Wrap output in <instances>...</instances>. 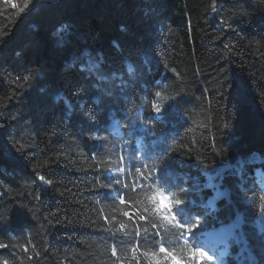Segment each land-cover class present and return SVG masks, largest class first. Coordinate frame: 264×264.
<instances>
[{
	"label": "trees",
	"instance_id": "obj_1",
	"mask_svg": "<svg viewBox=\"0 0 264 264\" xmlns=\"http://www.w3.org/2000/svg\"><path fill=\"white\" fill-rule=\"evenodd\" d=\"M263 181L264 0H0V264H264Z\"/></svg>",
	"mask_w": 264,
	"mask_h": 264
},
{
	"label": "clouds",
	"instance_id": "obj_2",
	"mask_svg": "<svg viewBox=\"0 0 264 264\" xmlns=\"http://www.w3.org/2000/svg\"><path fill=\"white\" fill-rule=\"evenodd\" d=\"M162 199L166 201L167 197H162ZM165 207H166L167 213H171V215H168L166 213L163 216V219L168 220V221H176L177 222L176 216L172 212V205L171 204H166ZM157 211H159V209H157ZM177 224H178L179 227H183V225H180L178 222H177ZM172 259H173V264H180V262L176 261L174 257Z\"/></svg>",
	"mask_w": 264,
	"mask_h": 264
},
{
	"label": "snow or ice",
	"instance_id": "obj_3",
	"mask_svg": "<svg viewBox=\"0 0 264 264\" xmlns=\"http://www.w3.org/2000/svg\"><path fill=\"white\" fill-rule=\"evenodd\" d=\"M137 170H138V169H137ZM108 187H109V189L113 188L112 185H109ZM181 202H182V201H180V200H176V201H175V204H179V203H181ZM166 251H167V250H166L165 248H163V247L160 249V252H162V253H165ZM198 254H199V255H204L202 252H199V250H198Z\"/></svg>",
	"mask_w": 264,
	"mask_h": 264
},
{
	"label": "rangeland",
	"instance_id": "obj_4",
	"mask_svg": "<svg viewBox=\"0 0 264 264\" xmlns=\"http://www.w3.org/2000/svg\"><path fill=\"white\" fill-rule=\"evenodd\" d=\"M263 184V183H262ZM262 184H261V187H262ZM163 206H165L166 205V202L165 201H162V203H161Z\"/></svg>",
	"mask_w": 264,
	"mask_h": 264
},
{
	"label": "built area",
	"instance_id": "obj_5",
	"mask_svg": "<svg viewBox=\"0 0 264 264\" xmlns=\"http://www.w3.org/2000/svg\"><path fill=\"white\" fill-rule=\"evenodd\" d=\"M263 184H262V188H263V192H264V181L262 182Z\"/></svg>",
	"mask_w": 264,
	"mask_h": 264
}]
</instances>
